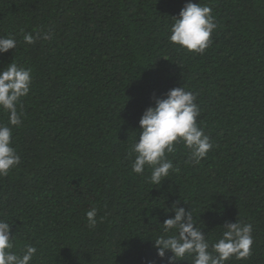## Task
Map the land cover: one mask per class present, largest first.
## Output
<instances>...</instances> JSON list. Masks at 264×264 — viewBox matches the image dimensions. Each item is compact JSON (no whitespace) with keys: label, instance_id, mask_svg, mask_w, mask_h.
Segmentation results:
<instances>
[{"label":"trees","instance_id":"16d2710c","mask_svg":"<svg viewBox=\"0 0 264 264\" xmlns=\"http://www.w3.org/2000/svg\"><path fill=\"white\" fill-rule=\"evenodd\" d=\"M187 3L210 6L217 24L203 54L169 41ZM35 31L52 38L26 44ZM0 38L17 42L0 70L14 62L32 76L12 127L21 162L0 177L14 252L35 246L32 264H168L153 243L175 205L210 244L226 223L251 224V255L227 264H264V0H0ZM182 86L213 147L192 164L176 143V171L153 185L151 168L132 171L139 120Z\"/></svg>","mask_w":264,"mask_h":264},{"label":"clouds","instance_id":"9594fccd","mask_svg":"<svg viewBox=\"0 0 264 264\" xmlns=\"http://www.w3.org/2000/svg\"><path fill=\"white\" fill-rule=\"evenodd\" d=\"M169 41L188 52L203 54L212 43L211 36L217 28L210 6L201 3H187L172 18ZM49 40L50 33H25L26 44L36 39ZM14 38H0V54L15 49ZM31 69L18 67L11 62L0 70V109L7 112L8 123L0 124V177L7 176L19 166L20 155L12 146V127L22 123L23 112L18 110L22 97L28 95L31 87ZM196 96L184 87L169 90L164 98H157L154 107H148L139 120V139L132 146L135 159L132 171L143 174L146 167L151 168L150 182L161 185L171 171H176L167 153H172L176 143H183L189 150V162L198 164L206 157L213 145L204 130L197 124L200 108L195 103ZM174 217L166 219L163 234L153 246L158 258L163 259L170 252L168 264H176L185 257L192 258V264H227L232 258L245 259L251 255L253 244L251 224L240 222L226 223L221 236L209 243L206 235L197 228L190 210L173 205ZM97 210L86 212L88 227L95 228ZM11 225L0 219V264H32L37 248L25 245L22 254L13 251L14 236L10 237ZM171 233V234H170Z\"/></svg>","mask_w":264,"mask_h":264}]
</instances>
